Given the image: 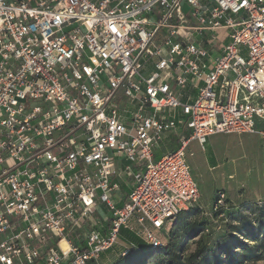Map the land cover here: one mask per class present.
Returning a JSON list of instances; mask_svg holds the SVG:
<instances>
[{"label":"built area","instance_id":"2783aa9c","mask_svg":"<svg viewBox=\"0 0 264 264\" xmlns=\"http://www.w3.org/2000/svg\"><path fill=\"white\" fill-rule=\"evenodd\" d=\"M230 133L264 144V0H0V264L161 245Z\"/></svg>","mask_w":264,"mask_h":264},{"label":"rangeland","instance_id":"374dc122","mask_svg":"<svg viewBox=\"0 0 264 264\" xmlns=\"http://www.w3.org/2000/svg\"><path fill=\"white\" fill-rule=\"evenodd\" d=\"M204 146L205 149H202L196 140H192L189 145V151L192 154L189 155L188 161L199 185V199L184 211L191 209L200 211L196 218L205 220L207 224L203 235L213 239L227 229L229 221L227 216L222 219L218 214L212 212V202L216 191L223 190L225 193L227 199L222 212H225L226 215L245 205L264 201V144L257 134L230 133L208 136ZM211 153H214V158L211 157ZM200 157L207 158L204 162L205 165L211 166L219 163V166L208 170L204 164L200 163L199 165ZM221 182H224V188L220 187ZM188 218L195 219V216L190 214ZM176 219L177 216L160 230L159 237L163 243L168 242L169 233L174 227ZM122 234L135 241L136 236L131 232L122 230ZM140 240L138 243L145 245V242ZM126 244L122 245L120 241L115 245L118 256L114 254V257L111 258L110 255H107L110 260L106 261L101 260L99 255L94 264L116 263L122 257L119 252L124 250ZM194 247L191 240L186 242V251H192ZM157 257H159V253H151L145 257L141 264H156ZM257 264H264V261H259Z\"/></svg>","mask_w":264,"mask_h":264},{"label":"trees","instance_id":"16d2710c","mask_svg":"<svg viewBox=\"0 0 264 264\" xmlns=\"http://www.w3.org/2000/svg\"><path fill=\"white\" fill-rule=\"evenodd\" d=\"M199 213L192 209L181 211L168 242L159 246L142 245L137 237L135 241L128 238L133 247L114 264H141L151 253H159L156 264H257L264 261V201L228 213L227 229L213 239L203 235L207 224L196 218ZM190 214L195 219L188 218ZM188 240L195 245L189 252L186 251Z\"/></svg>","mask_w":264,"mask_h":264},{"label":"crops","instance_id":"0c3cea01","mask_svg":"<svg viewBox=\"0 0 264 264\" xmlns=\"http://www.w3.org/2000/svg\"><path fill=\"white\" fill-rule=\"evenodd\" d=\"M173 145V142L172 141H168L167 143H165L164 145H163V148H168V147H170V146H172ZM190 145V144H189ZM204 149H205V146H204ZM190 150V149H189ZM161 151V150H160ZM160 151H156V155L158 156L159 155V152ZM211 157L212 158H214V153H211ZM205 159H207L206 157H204ZM205 159H203L202 157H200L199 158V165H200V163H202V164H204V162H205ZM205 165V164H204ZM205 166H207V169L208 170H210V169H212V168H216L217 166H219V163H215V164H213V165H205ZM222 184H221V186L220 187H222V188H224V182H221ZM215 188H217V187H215ZM128 192H129V189H128V187H126L125 185H121V187H120V189H119V195L122 197V200L121 201H119V204H121L124 200H125V197H126V195L128 194ZM212 192V191H211ZM122 230H125V231H128V230H126V229H121V231H120V236H119V242H118V244L120 243V241L122 242V245L123 244H126V243H129L130 241H129V239L125 236V235H123L122 234ZM129 232V231H128ZM121 252H119V254H120ZM114 254L115 255H117L118 253L116 252V250H115V246L113 247V248H111V249H109V250H107V251H104V252H102L101 254H100V258H101V260H108V256L107 255H110L111 256V258H113L114 257ZM118 256V255H117ZM110 260V259H109ZM108 260V261H109Z\"/></svg>","mask_w":264,"mask_h":264},{"label":"water","instance_id":"95a60500","mask_svg":"<svg viewBox=\"0 0 264 264\" xmlns=\"http://www.w3.org/2000/svg\"><path fill=\"white\" fill-rule=\"evenodd\" d=\"M130 245H132V244L129 242V243L126 244V247H127V246H130ZM124 249H125V248H124ZM121 252H122V251H121ZM120 254H121V253H120Z\"/></svg>","mask_w":264,"mask_h":264}]
</instances>
